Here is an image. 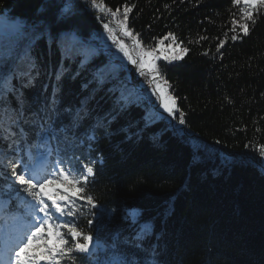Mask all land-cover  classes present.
Instances as JSON below:
<instances>
[{
	"label": "trees",
	"instance_id": "16d2710c",
	"mask_svg": "<svg viewBox=\"0 0 264 264\" xmlns=\"http://www.w3.org/2000/svg\"><path fill=\"white\" fill-rule=\"evenodd\" d=\"M65 2L0 0V18L26 21L29 34L32 25L43 31L30 42L16 34L19 24L0 20V46L32 49V85L22 89L26 131L49 115L53 127L69 124L68 110L85 117L50 147L95 162L92 192L101 207L93 211L101 215L90 218L109 245L95 258L103 264L118 249L126 264H264V159L253 150L264 144V15L232 41L231 20L243 7L232 0H95V9L71 0L66 17ZM126 6L132 11L124 21ZM122 30L130 33L127 50L148 49L172 33L169 40L189 51L174 63L155 61L160 75L150 82L156 72L145 66L109 67L106 44L116 50ZM121 80L141 93L123 106L113 96ZM155 82L175 97L185 124L179 112L147 120L145 106L161 100L159 91L152 95ZM53 98L58 116L50 112ZM80 226L87 229L86 219Z\"/></svg>",
	"mask_w": 264,
	"mask_h": 264
},
{
	"label": "snow or ice",
	"instance_id": "6c2138e0",
	"mask_svg": "<svg viewBox=\"0 0 264 264\" xmlns=\"http://www.w3.org/2000/svg\"><path fill=\"white\" fill-rule=\"evenodd\" d=\"M89 2L93 9L97 7L95 0H84V3ZM232 3H243L246 6L240 9L239 20H231V40L236 41L242 38L237 34V29L244 36L249 35L250 23L254 25L257 17L264 15V0H232ZM74 9L75 5L71 0H66L60 14L66 17L71 15ZM131 11L132 8L124 7V21L129 19ZM117 12L119 9L112 12V15L115 16ZM7 22L18 23L16 34L27 36L30 42L43 35L42 29L36 25H32L34 31L29 34L26 21ZM103 28L108 31L109 24L104 23ZM125 35L130 33L125 31ZM168 36L173 34L168 33ZM225 43L224 39L219 40L216 45L218 54H221L220 49ZM119 50L131 60L123 43L119 44ZM31 51L30 47L21 52L14 46H0V149H3L0 152V174L3 175V180L0 181V198L7 197L0 205V221L8 226L3 240L0 241V264H78L81 260L87 261V264H101L99 259L95 258L96 254L107 250L109 245L93 231L94 220L90 218L101 215L93 211L101 207L92 192L97 175L95 162L74 155L68 157L50 147L51 139H55L58 144L60 133L67 137L72 129L81 126L85 117L80 111L72 113L68 110L69 124L53 127L55 121L49 115L35 131L25 130V125L30 121L25 113L27 101L22 89L32 85V70L35 64ZM181 51L187 53L189 49L183 48ZM203 54L208 55V52ZM145 55L148 60H142L141 67L147 66L160 75L155 64L157 58L152 52ZM182 58L180 53L163 55V59L169 62ZM131 62L136 63L134 60ZM156 91L163 97L160 106L164 111L173 118L175 113L179 112V123L185 124V114L177 108L175 97L165 95L164 88L159 83L156 84L152 95H155ZM121 99L127 102V98L122 96ZM12 101H15V105ZM50 112L59 115L55 98ZM87 139H95L94 131L87 135ZM250 146L252 145L245 144V148ZM253 150L258 151L259 156L264 159V144L254 146ZM12 200L16 201V212L10 211ZM103 211L111 215L110 210ZM81 219H86L87 229L80 226ZM110 247L116 248V245L112 244ZM118 251H114L103 264H126Z\"/></svg>",
	"mask_w": 264,
	"mask_h": 264
},
{
	"label": "rangeland",
	"instance_id": "374dc122",
	"mask_svg": "<svg viewBox=\"0 0 264 264\" xmlns=\"http://www.w3.org/2000/svg\"><path fill=\"white\" fill-rule=\"evenodd\" d=\"M243 7H246L243 3H242ZM108 33H110V31H107ZM122 34H123V39L120 40V43H123L126 48L125 42L127 40V36L125 35V30H122ZM170 36H167L163 39H159L156 45H152L150 46L148 49H144L142 47H136L134 49L129 48L127 50V52L129 53V56L131 57V60H129L128 57H125L123 52H121L119 50V46L118 48H116V50L111 49V46L109 44H106V48L108 51H111V54L109 55L110 57V61H111V65L109 67L114 68L115 70L122 68L123 70H125L126 68L130 69V67L133 65L136 69L138 68L139 70L142 69L141 67V61H147L148 57L145 55V53L147 52H152L153 55L157 58L155 61L160 60L162 62L165 63H174L180 60H176V61H165L163 59V55H173L175 53H180L182 56H184L185 53H183L181 50L183 48H185V46H181V42H174V39L169 40ZM119 43V44H120ZM178 46V47H177ZM134 60L136 61L135 64H133L131 61ZM146 68H148L147 66H145ZM133 69V67H132ZM151 73V72H150ZM153 74V73H152ZM132 76H135V71L132 70ZM123 76V74L121 75V77ZM140 85H143V87H145L144 89L147 90V85H146V79L143 75H139V77L136 79ZM151 81H155L154 77L150 78V82ZM157 83V82H155ZM161 85V84H160ZM162 86V85H161ZM135 86L128 85L126 81L121 80V83L119 84V86L117 87L116 92L113 94L115 100L117 102H119L120 105H124L127 102H131V101H136L139 96L141 95V93L139 91L135 90ZM145 93V92H144ZM165 95H169L166 93V91L164 90ZM157 94L159 95V98L161 100H158L157 104L154 105L155 106V110L154 106H150V105H146L145 106V112H146V117L148 118L147 120H151L153 117H155V113L157 112L158 115H167L168 113L164 111L163 107H161L160 105L163 103V97L161 96L160 92H157ZM125 97L127 98V102L125 101V99H121V97ZM144 106V105H143ZM195 144V143H193ZM7 197H3L0 198V205L3 204L4 200H6ZM2 222V221H1ZM6 229L8 230V226L6 225ZM5 235V233L3 234V236ZM3 238V237H2Z\"/></svg>",
	"mask_w": 264,
	"mask_h": 264
}]
</instances>
